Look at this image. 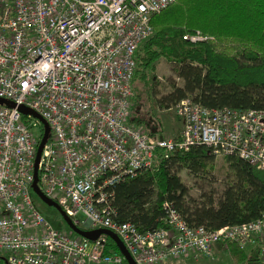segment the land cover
<instances>
[{"label":"built area","instance_id":"built-area-1","mask_svg":"<svg viewBox=\"0 0 264 264\" xmlns=\"http://www.w3.org/2000/svg\"><path fill=\"white\" fill-rule=\"evenodd\" d=\"M174 1L0 0V99L10 103L0 104V264L124 261L106 235L88 240L67 227L53 228L33 204V159L42 128L19 106L49 128L36 187L76 227L110 231L134 264L197 260L215 247L228 253L230 245L252 249L257 264H264V211L216 229L188 225L167 202L165 227L139 231L113 219L109 188L152 170L157 151L167 158L203 146L213 157L233 155L264 170V109H209L182 98L169 108L181 120L175 138L128 122L134 53L152 33L151 16ZM182 38L207 39L199 31Z\"/></svg>","mask_w":264,"mask_h":264},{"label":"trees","instance_id":"trees-1","mask_svg":"<svg viewBox=\"0 0 264 264\" xmlns=\"http://www.w3.org/2000/svg\"><path fill=\"white\" fill-rule=\"evenodd\" d=\"M152 33L134 53L135 69L130 81L132 116L128 122L145 121L136 115L141 92L152 89L148 70L163 57L173 65L175 77L155 104L169 109L182 98L209 108L264 109V0H175L150 18ZM199 31L202 41L184 40ZM131 109V108H130ZM141 126V125H140ZM150 135H161L149 127ZM159 156L153 169L140 171L113 184L110 204L117 222H130L139 231L165 227L164 202L175 208L190 226L216 229L256 218L264 211V170L236 156H225L224 181L217 192L213 156L203 146ZM184 170L198 183L199 195L191 197L178 176ZM107 245L116 249L106 236ZM234 262L257 264L252 249L230 245ZM121 264H126L123 261Z\"/></svg>","mask_w":264,"mask_h":264},{"label":"rangeland","instance_id":"rangeland-1","mask_svg":"<svg viewBox=\"0 0 264 264\" xmlns=\"http://www.w3.org/2000/svg\"><path fill=\"white\" fill-rule=\"evenodd\" d=\"M173 65L167 62L163 57L158 58L152 64V67L148 70V74L152 76V89L147 94L146 91L141 92L139 98V104L137 106V117L142 121L140 124L145 131L149 127L153 130H160L161 136L167 138H175L181 129V120L178 118L172 109H163L155 104V99L164 94L168 90V83L174 80L179 84V80L175 77L173 71ZM130 115L132 116V109L134 105L130 106ZM156 136V135H154ZM225 157L214 156L213 163L214 169L212 171L213 183L211 188L219 192L222 189L224 181V163ZM178 176L188 189V194L191 197H197L199 195L198 183L184 170L178 172ZM30 198L33 204L39 209L42 215L45 217L53 228H60L62 231H66V226L63 223L62 218L59 216V212L55 206H47L42 203L34 193L30 192ZM217 251L214 255V252ZM92 264V263H88ZM101 264V263H98ZM160 264H248L245 261L234 262L231 260L229 254L221 249H215L211 256L207 258H199L193 260L189 257L183 259H166L160 262Z\"/></svg>","mask_w":264,"mask_h":264},{"label":"water","instance_id":"water-1","mask_svg":"<svg viewBox=\"0 0 264 264\" xmlns=\"http://www.w3.org/2000/svg\"><path fill=\"white\" fill-rule=\"evenodd\" d=\"M0 104H6V105H10L9 102L4 101L3 99H0ZM18 111L23 114V115H30L34 118H36L42 128V133H41V137L37 143L36 146V151H35V155H34V159H33V171H32V182H31V189L32 191L35 193V195L38 197V199L44 203L47 206H55L56 204L54 201H52L51 199L45 197L36 187V165L38 162V158L40 155V151H41V146L43 145L46 137L48 136L49 133V128L48 125L46 123V121L44 119H42L38 114H36L35 112H32L30 109H28L27 107L24 106H19L18 107ZM60 215L62 216V220L64 222V224L66 225V227L68 229H70L71 232H73L75 235L83 237L85 239L88 240H94L97 238L98 235L103 234L108 236L111 241L113 242L115 248L119 251V253L123 256V259L125 261L126 264H134V262L132 261L131 257L129 256L128 252L126 251V249L124 248V246L122 245V243L120 242V240L114 235L112 234L110 231L106 230V229H80L78 227H76L68 217L64 216L61 212H59Z\"/></svg>","mask_w":264,"mask_h":264},{"label":"crops","instance_id":"crops-1","mask_svg":"<svg viewBox=\"0 0 264 264\" xmlns=\"http://www.w3.org/2000/svg\"><path fill=\"white\" fill-rule=\"evenodd\" d=\"M216 248H217V247H215L214 250H215ZM217 249H218V248H217ZM214 250H213V251H214ZM216 252H217V251L214 252V255L217 254Z\"/></svg>","mask_w":264,"mask_h":264}]
</instances>
